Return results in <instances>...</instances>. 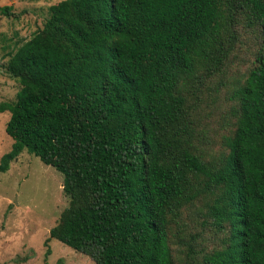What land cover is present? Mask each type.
Segmentation results:
<instances>
[{"label": "trees", "instance_id": "1", "mask_svg": "<svg viewBox=\"0 0 264 264\" xmlns=\"http://www.w3.org/2000/svg\"><path fill=\"white\" fill-rule=\"evenodd\" d=\"M3 67L0 173L26 151L63 177L46 243L264 264V0H63Z\"/></svg>", "mask_w": 264, "mask_h": 264}, {"label": "rangeland", "instance_id": "2", "mask_svg": "<svg viewBox=\"0 0 264 264\" xmlns=\"http://www.w3.org/2000/svg\"><path fill=\"white\" fill-rule=\"evenodd\" d=\"M60 1L0 0V103L14 101L19 89L4 70L7 54L28 40L42 26L48 8ZM6 6L11 16L1 14ZM9 117V112L0 113V157L13 143L5 132ZM62 180L59 172L26 151L0 173V264H95L55 239L46 243L68 204Z\"/></svg>", "mask_w": 264, "mask_h": 264}]
</instances>
